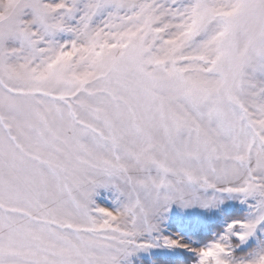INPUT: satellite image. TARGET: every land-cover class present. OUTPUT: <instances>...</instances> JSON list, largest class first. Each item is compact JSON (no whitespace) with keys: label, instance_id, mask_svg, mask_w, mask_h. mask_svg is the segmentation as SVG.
<instances>
[{"label":"snow or ice","instance_id":"snow-or-ice-1","mask_svg":"<svg viewBox=\"0 0 264 264\" xmlns=\"http://www.w3.org/2000/svg\"><path fill=\"white\" fill-rule=\"evenodd\" d=\"M0 264H264V0H0Z\"/></svg>","mask_w":264,"mask_h":264}]
</instances>
